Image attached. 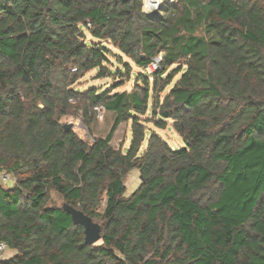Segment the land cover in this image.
<instances>
[{"label": "trees", "instance_id": "1", "mask_svg": "<svg viewBox=\"0 0 264 264\" xmlns=\"http://www.w3.org/2000/svg\"><path fill=\"white\" fill-rule=\"evenodd\" d=\"M143 4L0 0V172L15 178L0 181L4 264H264V0H175L155 16ZM108 43L142 84L79 90L92 70L115 75ZM100 106L114 114L104 137L61 123L91 130ZM169 121L184 146L149 127ZM64 202L101 225L98 242Z\"/></svg>", "mask_w": 264, "mask_h": 264}, {"label": "rangeland", "instance_id": "2", "mask_svg": "<svg viewBox=\"0 0 264 264\" xmlns=\"http://www.w3.org/2000/svg\"><path fill=\"white\" fill-rule=\"evenodd\" d=\"M143 10H146L145 3L146 0H143ZM90 36V35H88ZM91 38V37H90ZM109 48L113 50L116 55L110 54V62L107 63V66L110 70L115 72V75H108L106 77L97 78V71L92 70L87 73L75 86L79 90L88 89L89 87L96 86L101 91L111 90L113 87V92H119L123 90H131L136 82L142 84L141 80H138L137 73L139 67L126 55L122 54V60H119L117 54H121L120 51L115 49L111 44L108 43ZM124 63H129L131 67L130 76L127 75L126 70L124 69ZM122 69V73H119V69ZM175 68V67H174ZM179 78V75L175 80ZM120 84V85H119ZM167 92V91H166ZM165 92V93H166ZM162 93V97L165 95ZM114 120V114L111 112L103 110L102 114L98 116L97 121L92 124L91 130L86 127L80 117L77 116H64L61 118L62 124H72L73 130L83 139L87 141H93L97 137H104L108 133ZM149 127L153 128L162 138H164L172 147L180 148L184 146V141L182 137L174 130L172 122L169 121V124L166 129L154 128L152 124H149ZM131 140V122L122 123L115 132V135L111 141L112 145L116 148L125 149L129 146ZM146 145V142L145 144ZM141 182L140 172L136 169L132 170L126 178L127 192L129 195L134 191ZM54 199L58 204L62 203V199L59 196H54ZM105 206V200L103 201L100 210H103Z\"/></svg>", "mask_w": 264, "mask_h": 264}, {"label": "water", "instance_id": "3", "mask_svg": "<svg viewBox=\"0 0 264 264\" xmlns=\"http://www.w3.org/2000/svg\"><path fill=\"white\" fill-rule=\"evenodd\" d=\"M157 13L147 14L149 16H155ZM72 124H65V129L72 128ZM141 178V177H140ZM63 209L68 212L75 224H80L84 227L85 242L87 244H95L102 238V227L99 223L95 222L90 216L85 214L82 210L77 209L69 203L62 204Z\"/></svg>", "mask_w": 264, "mask_h": 264}, {"label": "built area", "instance_id": "4", "mask_svg": "<svg viewBox=\"0 0 264 264\" xmlns=\"http://www.w3.org/2000/svg\"><path fill=\"white\" fill-rule=\"evenodd\" d=\"M175 0H162L161 4L156 5L155 12H146V14H152V13H158L160 7L163 5L164 2H174ZM162 57L161 56H156L147 66L146 70L149 73H152L156 71L159 68L160 62H161ZM96 110L98 112V116L102 114L104 107H96ZM0 181L3 183H13L15 182V178L7 173V172H0ZM8 246L4 241H0V264H4V262L7 260V252H8Z\"/></svg>", "mask_w": 264, "mask_h": 264}, {"label": "bare ground", "instance_id": "5", "mask_svg": "<svg viewBox=\"0 0 264 264\" xmlns=\"http://www.w3.org/2000/svg\"><path fill=\"white\" fill-rule=\"evenodd\" d=\"M162 0H146L145 7L147 12H155L156 5L161 4Z\"/></svg>", "mask_w": 264, "mask_h": 264}, {"label": "crops", "instance_id": "6", "mask_svg": "<svg viewBox=\"0 0 264 264\" xmlns=\"http://www.w3.org/2000/svg\"><path fill=\"white\" fill-rule=\"evenodd\" d=\"M14 255H15V252L14 251L8 250V252H7V260L10 259V258H12Z\"/></svg>", "mask_w": 264, "mask_h": 264}]
</instances>
